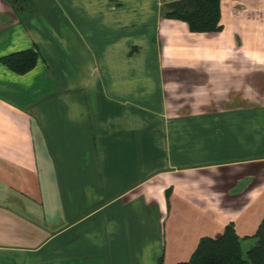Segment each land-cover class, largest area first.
<instances>
[{
    "label": "crops",
    "instance_id": "crops-1",
    "mask_svg": "<svg viewBox=\"0 0 264 264\" xmlns=\"http://www.w3.org/2000/svg\"><path fill=\"white\" fill-rule=\"evenodd\" d=\"M176 0H0V264L187 262L264 217V0H221V30ZM254 244L242 242L244 249Z\"/></svg>",
    "mask_w": 264,
    "mask_h": 264
},
{
    "label": "trees",
    "instance_id": "trees-1",
    "mask_svg": "<svg viewBox=\"0 0 264 264\" xmlns=\"http://www.w3.org/2000/svg\"><path fill=\"white\" fill-rule=\"evenodd\" d=\"M9 1L17 14L28 13L27 5L36 7L35 0ZM165 15L184 22L191 33L213 34L221 30V0H176L168 5ZM38 57L37 50L29 49L7 55L0 62L11 72L24 75L33 70ZM248 239L254 244L244 250L242 242ZM158 264H163L162 258ZM177 264H264V217L254 236L241 239L229 224L220 236L201 238L190 259Z\"/></svg>",
    "mask_w": 264,
    "mask_h": 264
},
{
    "label": "rangeland",
    "instance_id": "rangeland-1",
    "mask_svg": "<svg viewBox=\"0 0 264 264\" xmlns=\"http://www.w3.org/2000/svg\"><path fill=\"white\" fill-rule=\"evenodd\" d=\"M35 1H38V2H40V0H35ZM42 2L43 1H48V0H41ZM22 4L23 5H25V4H27V3H25V2H22ZM27 7H28V9L30 10L29 12V14L28 15H30V17L32 18V16H33V12L35 13V14H37L39 11H40V6H37V7H33V8H31V7H29L28 5H27ZM32 9V10H31ZM34 9H36V10H34ZM18 15V14H17ZM244 250H246V249H244Z\"/></svg>",
    "mask_w": 264,
    "mask_h": 264
}]
</instances>
